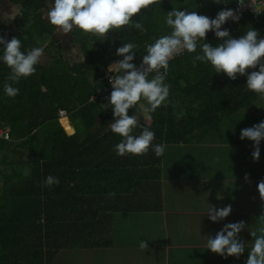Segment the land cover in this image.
I'll list each match as a JSON object with an SVG mask.
<instances>
[{"label":"trees","instance_id":"obj_1","mask_svg":"<svg viewBox=\"0 0 264 264\" xmlns=\"http://www.w3.org/2000/svg\"><path fill=\"white\" fill-rule=\"evenodd\" d=\"M236 2L156 0L132 17L142 22V32L126 25L101 37L74 28L70 35L81 56L71 61L57 37L58 26L47 19L52 0H10L18 6L13 18L16 30L0 20V36L19 38L22 51L44 47L45 62L16 83L8 80L11 70L0 63V126L9 127V138H0V264H51L63 249L100 247L101 220L106 216L102 207L121 203L126 209H161L164 153L157 157L149 148L143 155L116 154L114 146L121 137L108 127L114 122L112 108H105L112 90L104 91V70L122 59L116 49L127 42L136 45L133 63L138 66L146 46L171 31L165 18L173 8L214 18L221 10L233 9ZM222 27L234 38L251 28L264 37V13L258 20L250 12L243 13L238 22ZM206 42L215 46L221 41L211 32L200 44ZM197 53L185 52L169 61L165 80L169 97L155 111H147L150 122L142 114L147 107L144 101L129 109V115L136 111L139 118L133 134L148 127L155 133L154 144L179 143L193 128L209 131L219 123L220 114L245 108L261 95L247 89L246 75L237 74L232 80L216 74L210 64L194 59ZM251 71L258 67L246 73ZM219 80V86L212 84ZM5 83H13L19 94L5 95ZM190 88L202 94L217 89L221 96L189 102L183 96ZM49 175L57 177L59 184L46 186Z\"/></svg>","mask_w":264,"mask_h":264},{"label":"clouds","instance_id":"obj_2","mask_svg":"<svg viewBox=\"0 0 264 264\" xmlns=\"http://www.w3.org/2000/svg\"><path fill=\"white\" fill-rule=\"evenodd\" d=\"M155 2L156 0H52L47 19L51 25L58 26L63 34L78 28L85 33L104 37L110 30H120L126 25L142 32V22L133 21L132 17ZM229 19L238 22L240 16L232 9L221 10L214 18H210L199 15L196 11L173 8L165 18V24L171 31L146 46V54L140 67L133 63L137 53L134 43L127 42L116 49V55L122 59L108 66L107 71L114 73L109 77L113 90L107 97L105 108L111 107L113 113L114 122L108 127L121 137L120 142L114 146L117 155H143L149 148L157 157L163 155L164 145L153 143L155 133L148 127H143L138 135L133 134V130L140 126L139 118L136 111L129 115V109L134 106L137 108L138 103L144 101L147 106L145 111L153 112L167 100L170 85L165 80L169 61L182 52L197 53L199 47V53L194 58L196 61L210 64L216 74L224 73L232 80L237 78V74L246 75L247 89L264 94V37L251 28L234 38L227 28L222 27ZM209 31L221 42L215 46L208 42L200 44L199 41H206V33ZM21 48L19 38L6 40L4 36H0V63L11 70L8 80L13 83L34 74L35 66L45 56L44 47L24 51ZM257 67L258 71L246 73L247 69ZM152 73L155 74L150 78ZM13 83H5L3 86V92L8 97L19 94V88L13 87ZM240 139L253 142L252 157L259 160V145L264 140V121L242 129ZM59 182L57 177L51 175L45 178L46 186ZM257 189L264 200V181L257 185ZM231 211V205L220 209L210 205L208 219L218 222L228 217ZM260 218L259 234L250 232L253 242L245 264H264V215ZM245 227L243 221L224 225L214 237H208L206 249L224 258L240 257L246 247L240 241L239 234ZM139 246L147 248V241L142 240Z\"/></svg>","mask_w":264,"mask_h":264},{"label":"crops","instance_id":"obj_3","mask_svg":"<svg viewBox=\"0 0 264 264\" xmlns=\"http://www.w3.org/2000/svg\"><path fill=\"white\" fill-rule=\"evenodd\" d=\"M220 81L212 84L219 86ZM181 83L183 87L186 84ZM189 91L183 96L189 102L218 100L221 96L217 89L211 93L202 90L204 94L194 93L192 88ZM191 113L197 115L194 110ZM142 114L151 121L144 108ZM261 121L264 94L245 108L220 114L219 123L211 130L193 128L186 140L165 145L161 209H126L121 203L102 207L106 216L98 236L101 246L84 250L102 249V264H245L253 242L250 232L259 234L260 216L264 215V200L257 189L264 181V140L259 145L260 158L254 160L253 142L241 140L240 132ZM210 205L217 209L231 205L232 211L223 220L212 222L207 214ZM239 221L246 225L239 234L246 247L240 257L224 258L206 249L208 237ZM142 240L147 241V248L139 246ZM63 251L51 264L61 261Z\"/></svg>","mask_w":264,"mask_h":264},{"label":"rangeland","instance_id":"obj_4","mask_svg":"<svg viewBox=\"0 0 264 264\" xmlns=\"http://www.w3.org/2000/svg\"><path fill=\"white\" fill-rule=\"evenodd\" d=\"M51 6L52 4L49 5V8H51ZM17 9L18 6L12 5L10 0H0V20L5 23L11 31L16 30L13 24V18L17 14ZM57 37H59L61 43H63L65 55L69 60L75 61L80 59L81 51L78 44L73 41L74 38L72 39L70 33L63 34L62 30L58 27ZM41 61L45 62L44 57ZM101 251L102 249L89 251L84 250L83 248H76L69 250L68 252H65L64 250L62 252L61 261H56L53 264H102Z\"/></svg>","mask_w":264,"mask_h":264},{"label":"built area","instance_id":"obj_5","mask_svg":"<svg viewBox=\"0 0 264 264\" xmlns=\"http://www.w3.org/2000/svg\"><path fill=\"white\" fill-rule=\"evenodd\" d=\"M235 14L241 15L243 13L250 12L253 15V18L255 20H258V17L260 14L264 13V0H237L234 8L232 9ZM235 22H233L231 19H229L225 25L232 26ZM223 25V26H225ZM212 31H209L206 33V37L211 33ZM202 41V40H201ZM199 41V43L201 42ZM185 52H182L179 55H176L175 58L180 57ZM174 58V59H175ZM173 60V59H172ZM171 61V60H170ZM141 63L137 66L140 67ZM155 74V73H154ZM114 75V73H110L107 70H104V74L102 79L107 81V85L104 86V91L107 92L108 90H113L111 84L109 83V77ZM96 96H93L91 100H94ZM61 114H65V111H61ZM9 127L7 126H0V138L8 139L9 138Z\"/></svg>","mask_w":264,"mask_h":264}]
</instances>
